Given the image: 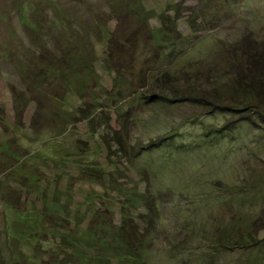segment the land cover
<instances>
[{"label": "rangeland", "instance_id": "374dc122", "mask_svg": "<svg viewBox=\"0 0 264 264\" xmlns=\"http://www.w3.org/2000/svg\"><path fill=\"white\" fill-rule=\"evenodd\" d=\"M235 48L264 53V0H0V264H101L127 212L147 248L109 264H264V118L147 98L164 73L225 92Z\"/></svg>", "mask_w": 264, "mask_h": 264}, {"label": "trees", "instance_id": "16d2710c", "mask_svg": "<svg viewBox=\"0 0 264 264\" xmlns=\"http://www.w3.org/2000/svg\"><path fill=\"white\" fill-rule=\"evenodd\" d=\"M172 29V26H170ZM256 50V49H255ZM233 58L236 59L234 62H229L226 64V73L233 75L232 81L229 84V88L224 92L220 91L219 87H212L213 90H208L207 88L202 87L200 84H188V85H177L176 83H169L165 82L170 80L167 73H164L162 77H158L155 79V83L153 85L150 84L151 87H153V97H147L148 99H161L164 101H181V100H193L198 101L208 107L211 108L213 111H223V112H231L232 114L235 112H244L243 115H241L242 119H251V122L255 120L252 118L253 114H256L258 117L257 120H260L261 118H264V73L259 71L256 67L257 64L264 61V53H255L253 51H250L247 49L244 51L239 52L238 48H235L233 51ZM125 91V90H124ZM157 100V99H156ZM236 120V119H232ZM230 122V121H229ZM228 124V123H227ZM227 125H222L221 127L214 129L213 135H219L222 129L227 130L230 128L226 127ZM153 140V139H152ZM148 142L147 146L151 147L152 145L158 146L160 140H154L153 142ZM119 151H122L123 148L122 145L118 146ZM56 150V149H55ZM54 150V151H55ZM215 157V156H214ZM210 160H213L210 157H208ZM207 159V158H206ZM205 159V160H206ZM206 165H208V160H206ZM146 174V173H145ZM145 176V175H143ZM147 176L144 177V179L147 180ZM194 178V176H193ZM195 179V178H194ZM149 180V178H148ZM49 181V180H48ZM37 184V182H33L34 186ZM211 188L208 189V194L203 195L205 199H208L209 203L206 204L205 208L206 210L209 209H215L213 204L216 203L215 200L220 199V197H223V195H230V189L231 186L224 182L223 180L218 179L217 181L211 182ZM44 189V188H43ZM46 189L44 190V194L46 193ZM151 195V194H150ZM47 194L45 195V197ZM147 206L151 207L148 203L153 204V199L149 195H147ZM3 199V198H2ZM46 199H49L48 197ZM17 200L13 202L15 204ZM135 202V201H134ZM133 202V203H134ZM10 201L7 200V204L9 205ZM134 205V204H132ZM131 205V206H132ZM16 206V204H15ZM232 210V205H230ZM4 208V207H3ZM2 208L1 211H5ZM54 208V207H53ZM124 208L123 206L121 207ZM45 201H43V207L41 209H36L39 211L40 216H43L45 211ZM61 210V208H59ZM125 210V209H124ZM36 211V212H37ZM43 211V212H42ZM62 211H66L65 208H62ZM125 212V211H124ZM9 216V211H5ZM62 213L59 217L60 221L63 219H68V217L65 215V213ZM129 216V222L125 221L124 224L121 223V225H118V234L119 237L122 236V246L125 245L127 248V253H122L121 251V244L118 243L117 249L115 250H108V253L103 255L101 264H109L111 258L118 257L120 261L124 262V258H131V259H138V257H141L142 253L144 252V249L147 248L146 245V239H145V233L149 232V229L154 227V221L151 216H144L140 215L138 218H142L144 220V230H140L137 228V224L135 223V216L129 215V213H125ZM47 214V218H48ZM44 217V216H43ZM235 217V216H234ZM5 219V218H4ZM57 219V218H56ZM34 225L32 229L36 231L34 234H37L39 230L36 229V227L39 225L38 219L35 217L34 219ZM258 220V219H256ZM15 222V221H14ZM63 222V221H62ZM259 223L252 222L251 228L247 230V232L240 233L239 236L235 239L230 238H224L223 234H218L217 238H215L216 242L213 241L212 247L215 249H221L223 247L227 249H244L246 247H250L251 245L259 244V242L262 241L263 237H259L258 231H259ZM200 228H198L199 230ZM233 229V228H231ZM230 229V230H231ZM191 230H196L194 227ZM4 231V230H3ZM23 232L24 230H20ZM226 231V230H225ZM230 233V231L228 232ZM6 234V233H5ZM55 236V234H53ZM223 235V236H222ZM237 236V234L235 235ZM39 237V236H38ZM66 239V237H64ZM63 239V237H62ZM64 239V240H65ZM38 240V239H37ZM13 242V241H12ZM59 246V245H58ZM106 247L111 248L109 243H106ZM119 249V251H117ZM22 256L25 255L24 249H22ZM45 250V249H44ZM21 253V250H19ZM80 253L79 255L87 256L86 253L78 250ZM124 255V256H123ZM80 257V256H79ZM83 258V257H80ZM86 258H90L91 256H87Z\"/></svg>", "mask_w": 264, "mask_h": 264}]
</instances>
